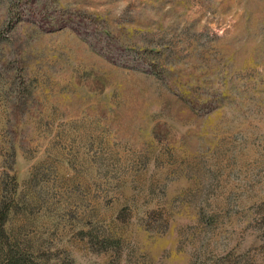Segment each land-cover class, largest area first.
Segmentation results:
<instances>
[{
    "label": "rangeland",
    "instance_id": "1",
    "mask_svg": "<svg viewBox=\"0 0 264 264\" xmlns=\"http://www.w3.org/2000/svg\"><path fill=\"white\" fill-rule=\"evenodd\" d=\"M1 200L32 264H264V0H0Z\"/></svg>",
    "mask_w": 264,
    "mask_h": 264
},
{
    "label": "trees",
    "instance_id": "2",
    "mask_svg": "<svg viewBox=\"0 0 264 264\" xmlns=\"http://www.w3.org/2000/svg\"><path fill=\"white\" fill-rule=\"evenodd\" d=\"M1 200L0 202V264H32L29 259V252L34 247L31 242H19L17 239L9 243L6 234V223L9 214V205Z\"/></svg>",
    "mask_w": 264,
    "mask_h": 264
}]
</instances>
